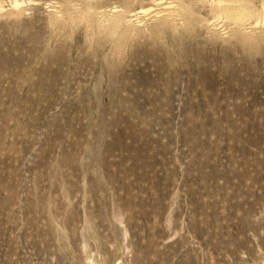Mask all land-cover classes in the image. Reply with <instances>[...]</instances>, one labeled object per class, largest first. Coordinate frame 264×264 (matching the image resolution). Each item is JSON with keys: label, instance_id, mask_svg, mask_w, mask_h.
I'll list each match as a JSON object with an SVG mask.
<instances>
[{"label": "rangeland", "instance_id": "obj_1", "mask_svg": "<svg viewBox=\"0 0 264 264\" xmlns=\"http://www.w3.org/2000/svg\"><path fill=\"white\" fill-rule=\"evenodd\" d=\"M263 2L0 0V264H264Z\"/></svg>", "mask_w": 264, "mask_h": 264}, {"label": "bare ground", "instance_id": "obj_2", "mask_svg": "<svg viewBox=\"0 0 264 264\" xmlns=\"http://www.w3.org/2000/svg\"><path fill=\"white\" fill-rule=\"evenodd\" d=\"M263 8H264V2H263ZM223 12L233 17H239L240 15H251L254 13V10H251L247 6H235V5L225 4L223 5Z\"/></svg>", "mask_w": 264, "mask_h": 264}]
</instances>
